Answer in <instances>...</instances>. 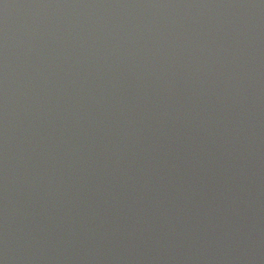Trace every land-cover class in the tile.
<instances>
[{"label": "water", "instance_id": "water-1", "mask_svg": "<svg viewBox=\"0 0 264 264\" xmlns=\"http://www.w3.org/2000/svg\"><path fill=\"white\" fill-rule=\"evenodd\" d=\"M0 264H264V0H0Z\"/></svg>", "mask_w": 264, "mask_h": 264}]
</instances>
